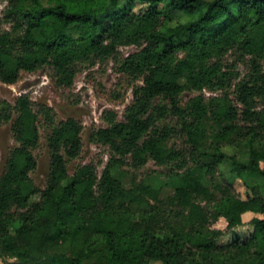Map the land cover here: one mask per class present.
I'll use <instances>...</instances> for the list:
<instances>
[{
  "label": "trees",
  "instance_id": "trees-1",
  "mask_svg": "<svg viewBox=\"0 0 264 264\" xmlns=\"http://www.w3.org/2000/svg\"><path fill=\"white\" fill-rule=\"evenodd\" d=\"M2 20L1 82L49 68L57 87L70 88L83 68L112 59L132 101L123 119L105 110L104 126L90 132L109 159L70 173L84 149L82 122L58 120L28 94L0 100V123L16 142L0 174V260L264 264V216L252 218L249 235L237 230L245 213L264 215V0H8ZM124 46L137 50L124 55ZM232 50L249 56L239 79L223 63ZM42 128L50 162L40 188L32 174ZM150 160L174 181L167 197L162 184L127 188L116 175ZM220 218L226 230L213 226Z\"/></svg>",
  "mask_w": 264,
  "mask_h": 264
},
{
  "label": "rangeland",
  "instance_id": "rangeland-1",
  "mask_svg": "<svg viewBox=\"0 0 264 264\" xmlns=\"http://www.w3.org/2000/svg\"><path fill=\"white\" fill-rule=\"evenodd\" d=\"M7 3L8 0H0V18L3 17V9ZM140 7L141 5L137 6L138 9ZM1 27L9 28V25L2 20L0 22ZM120 50L122 54L128 55L136 51L137 46H124ZM248 58L249 56L241 57L239 52L232 50L225 57L223 63L226 68L233 71L234 75H238L236 78L239 79V76L240 78L244 77L250 71ZM50 74L49 68H44L37 72H24L15 84L10 85L0 81V100H7L14 104L20 95L28 94L34 102L50 105L58 120L73 117L82 122L84 126V149L77 159L69 162L70 173H73L80 164L107 161L110 155L108 148L92 143L89 135L93 128L104 126L102 114L105 110L115 109L119 113L120 119H123L125 107L132 101L131 81L117 70L112 59L83 68L77 75L74 85L70 88L57 87ZM167 122L171 124L173 119L169 118ZM46 133L47 131L42 128V146L37 150L39 166L32 174L35 184L40 188L44 187L49 172L50 153L45 143ZM173 143L177 146H183V139H174ZM15 145L11 124L0 123V174L4 168L7 154ZM225 150L233 154L237 149L226 146ZM261 165L264 168V162ZM223 168L227 172L228 164H224ZM116 175L127 188H130L134 181H147L154 185L162 184L161 196L163 198L174 191V181L169 177L168 170L159 167L152 160L141 169H133L129 166L119 167L116 170ZM234 191L237 195L246 197L247 188L239 178L235 179ZM263 216V214L252 212L245 213L243 215L244 225L237 229L239 234L249 235L252 232L250 223L252 218ZM213 226L226 230L227 221L225 218H220ZM230 239L231 234L226 232L222 242H228ZM0 264H12V260H0ZM149 264H162V262L154 261Z\"/></svg>",
  "mask_w": 264,
  "mask_h": 264
}]
</instances>
